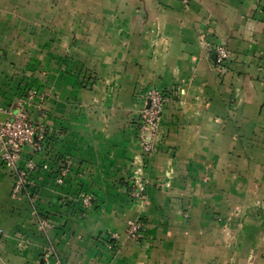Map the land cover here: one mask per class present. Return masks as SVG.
<instances>
[{
    "label": "crops",
    "instance_id": "crops-1",
    "mask_svg": "<svg viewBox=\"0 0 264 264\" xmlns=\"http://www.w3.org/2000/svg\"><path fill=\"white\" fill-rule=\"evenodd\" d=\"M150 87L167 98L154 154L138 137ZM30 89L51 130L25 157L50 169L32 175L36 213L0 163V264H264V0H0V101L13 110Z\"/></svg>",
    "mask_w": 264,
    "mask_h": 264
},
{
    "label": "built area",
    "instance_id": "built-area-1",
    "mask_svg": "<svg viewBox=\"0 0 264 264\" xmlns=\"http://www.w3.org/2000/svg\"><path fill=\"white\" fill-rule=\"evenodd\" d=\"M204 43L210 51L216 53V64L219 67L224 66L230 60L231 50L226 44H211L207 41H204ZM38 94L35 89L28 90L13 110L4 107L0 101V163L4 164L12 173L14 179L13 195H26L36 213H40V210L38 208V194L34 190L32 175L37 168L49 170L50 164L48 162L39 164L32 158H26L25 149L30 147L32 152H40L44 148L51 130L44 125L34 123L27 110V106L32 103ZM140 98L143 106L140 111L138 137L143 153L154 154L162 137L163 114L167 98L164 91L157 87L147 88L140 93ZM70 170L71 159L68 157L63 158L56 173L58 185L64 184L66 178L70 175ZM146 191L147 182L145 178L140 174L136 175L130 184L131 197L138 201H144ZM67 198L63 196V201H66ZM70 198L80 202L85 210L92 208L96 202L95 195L87 191H81ZM38 226L40 230L46 232L53 229L55 223L49 218L39 216ZM143 227L144 222L142 220L130 221L129 236L138 239ZM117 238V233H112L108 243L109 248H115L113 241ZM53 256V249L46 251L45 259L48 263H50ZM57 263L63 264L60 260H57Z\"/></svg>",
    "mask_w": 264,
    "mask_h": 264
},
{
    "label": "water",
    "instance_id": "water-1",
    "mask_svg": "<svg viewBox=\"0 0 264 264\" xmlns=\"http://www.w3.org/2000/svg\"><path fill=\"white\" fill-rule=\"evenodd\" d=\"M213 57H214V59L216 60V58H217V55H216V53H214Z\"/></svg>",
    "mask_w": 264,
    "mask_h": 264
}]
</instances>
